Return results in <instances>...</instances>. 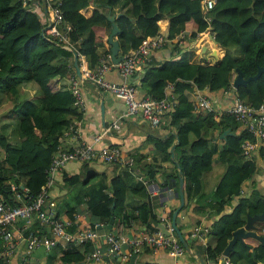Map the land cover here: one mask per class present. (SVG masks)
I'll use <instances>...</instances> for the list:
<instances>
[{
  "label": "trees",
  "instance_id": "trees-1",
  "mask_svg": "<svg viewBox=\"0 0 264 264\" xmlns=\"http://www.w3.org/2000/svg\"><path fill=\"white\" fill-rule=\"evenodd\" d=\"M58 1L62 18L70 26V41L82 56H79V65L83 60L84 67L93 71L106 53L99 54L98 46L112 28L107 13L108 9L113 12L115 7L121 12L116 18L121 56L137 48L147 37L158 34L165 21L169 38L184 30H191L193 36H197L209 29L216 43L227 49L224 57L213 65L191 63L186 53L179 60L151 65L142 78V85L154 99L164 96L167 82L175 85L178 105L170 114L175 134L163 141L156 140L155 145L157 151L166 153L167 160L171 157L169 148L176 145L175 160L181 166L186 190L197 185L204 173L212 169L215 155L226 165L210 205L212 213L218 215L210 230L216 239L201 251L206 264H222L219 260L223 259L233 232L246 224L248 215L263 212L264 192L254 184L250 195L242 196L243 183L251 180L256 171L255 162L247 159L241 148L249 135L243 131L227 136L222 146L214 142L218 140L215 130L223 125L222 120L237 121L227 113L217 122L213 113L195 112V91L232 89L237 69L244 78H249L264 67V0H216L209 13L210 23L205 19L204 0ZM44 27L39 15L21 0H0V91L6 92L19 120V139L9 140L0 129V194L11 203L14 200L10 183L23 182L33 197L41 192L47 182V169L53 155L65 143L66 132L70 127L75 129L83 118V111L75 105L68 87L69 77L75 72L73 53L42 35ZM231 47L239 53L230 51ZM30 83L37 86V92L32 95L28 90L27 96L21 97L22 89ZM235 94L255 108L264 107V72L257 80L235 89ZM149 169L150 176L154 177L157 168ZM68 180L78 183L79 177ZM127 189L122 174L111 180V190L103 200L107 223L115 217L116 209L124 208ZM142 189L141 186L133 191L137 193ZM237 196L240 197L232 211L225 212L226 206ZM136 210L139 214L127 215L123 223L141 219L150 232L158 229L149 219L150 216L159 221L150 200ZM143 211L147 216L142 215ZM171 215L173 212L172 218ZM96 224L99 222H92L91 227L99 228ZM254 230L264 235V221H256ZM116 233L123 234L121 226ZM250 247L254 251H250ZM55 250L62 264H72L85 260L94 246L91 242L81 245L70 242L58 244ZM227 259L230 264H264V244L252 237L237 241ZM0 264L9 262L0 257Z\"/></svg>",
  "mask_w": 264,
  "mask_h": 264
},
{
  "label": "crops",
  "instance_id": "crops-1",
  "mask_svg": "<svg viewBox=\"0 0 264 264\" xmlns=\"http://www.w3.org/2000/svg\"><path fill=\"white\" fill-rule=\"evenodd\" d=\"M30 6L31 8H35V12L39 15L43 25L46 26L43 17L49 19L50 6H48L45 0H31ZM109 12L116 16L121 15L118 7H115L113 12L112 9H108V15ZM164 23L161 31L165 33L167 23L166 21ZM187 31L193 32L191 30ZM109 33L105 36L102 44L98 46L99 54L111 51V46L107 42ZM204 37L200 45L180 50L177 58L175 50L169 45L153 51L151 65H159L165 60H179L186 53L191 63L202 65L215 64L224 57L227 49L219 46V44H215L206 35ZM114 39L118 40V37ZM73 47L77 51L74 45ZM230 51L238 52L235 47H231ZM105 78L114 83L132 82V79L123 77L116 68L109 70L105 74ZM81 81V92L85 101L83 118L77 123L75 132L66 136L65 143L61 147L70 149L86 143H93L95 137L101 136V139L95 143L97 148L119 145L122 147L125 156L134 157L135 164L131 168H126L117 164H104L100 162H69L57 174L47 195L55 201V212L61 219H72L74 214H79L82 228H92V222H99L97 226L99 228L97 229L99 230L100 237L92 245L94 249L98 248L104 254L103 261L83 260L72 264H115L112 260L115 256L109 251L104 237L106 232H109V229L104 226H107L111 218L114 217L112 216L107 223L103 208V200L111 190V180L115 176L122 174L128 186L125 206L124 208L115 210L116 213L111 232H116L118 226H121L123 233L128 236L142 235L150 232L146 229L145 224L141 222V219H132L129 223H123L127 215H133V212L138 215L139 210H136V208L148 200L152 204L153 213L159 220L157 221L149 216L153 226H155L154 221L160 223L162 216L171 218L170 214L180 205L178 168L174 166L175 164L171 157L170 160L166 159L165 152L157 151L155 141H163L168 136L175 134V128L170 125L169 115L163 117L158 127H152L140 116H127V106L123 101L111 93L98 88L90 79H83ZM28 90L33 95L37 92V86L34 83L28 84L26 89H22L21 97L23 94L27 96L25 93ZM197 92L209 97L214 102L217 111L223 115L233 106L237 97L234 88L221 89L214 92L210 90L195 91V97ZM146 95H148L146 87L140 84L137 87L138 98H143ZM12 106L13 104L7 98L6 92L0 91V129L9 140L13 138L19 139L17 132L19 120L15 117ZM222 116L216 118L217 122L221 120ZM222 121H224L223 125L217 127L215 130L218 140L214 141L221 146L223 145L222 140L227 136L239 135L244 131V126L241 123H235L233 120L230 123L225 120ZM114 122H120L121 128L119 130L112 128ZM227 129H230L229 135L223 139L220 138L221 134ZM174 143H177V140ZM172 146L169 148L170 153ZM251 160L256 164V171L251 180L243 183L242 196L250 195L254 184L259 191L264 192V141L258 143V147L254 151ZM149 167H152L153 170L157 168L154 177L150 176L148 172L150 170ZM225 171L226 165L219 160L218 155H215L212 169L204 173L197 185H191L189 190H186L185 184V204L178 213L177 225L188 243L200 256L205 245H203L202 241L192 236L191 230L196 225L211 227L218 219V215L212 213L210 205L214 202V192ZM77 176L79 177L78 183L68 180ZM141 186L144 188L142 191H138L137 193L133 191V189H139ZM239 197H234L231 200L230 204L226 206L225 212L229 213L232 211ZM142 215L145 217L147 213L143 211ZM105 223L106 225H104ZM35 228L36 224L33 222L30 225V229ZM70 231H78V226L73 225ZM257 233L262 235L259 232ZM215 239L213 233L210 232L204 236V241L207 245L212 244ZM56 246L52 247L51 250H46L44 247L29 250L26 243L21 244L19 253L9 261V264H20L21 257L27 258V264H62L59 259V253H56ZM250 251L253 250L250 249ZM122 254L123 257H120L123 264L130 262L134 253L129 247L124 246ZM201 257L203 258V256ZM135 264L200 263L188 253L182 257H174L166 251L153 254L149 249H146L137 254Z\"/></svg>",
  "mask_w": 264,
  "mask_h": 264
},
{
  "label": "built area",
  "instance_id": "built-area-1",
  "mask_svg": "<svg viewBox=\"0 0 264 264\" xmlns=\"http://www.w3.org/2000/svg\"><path fill=\"white\" fill-rule=\"evenodd\" d=\"M30 1L21 0L24 6L35 11V8H31ZM45 1L50 6V16L48 14V17L52 21V24L45 32V36H49L47 39H58L59 42L62 41L61 43L73 47V43L70 41L68 35L70 26L68 24L66 27L64 26V20L58 8L60 2L58 0ZM215 4L216 0H204L205 19L208 23L211 22L209 13ZM49 19L43 17L46 26L49 25ZM210 33L212 32L207 29L205 32L193 36V32L184 30L174 37L169 38L166 33L160 31L153 37H147L137 48L131 49L122 55L123 60L119 63L113 62L111 51H106L103 54L101 64L95 71L85 68L82 60L80 67L82 69L83 79H90L98 88L111 93L123 101L127 106V116H140L152 127H158L163 117L170 116L178 105V95L175 91L174 83L167 82L164 88V96L161 99H154L150 95L138 98L137 87L140 84L142 85V78L147 72V69L151 67L152 52L169 45L175 50V56L177 58L180 50L194 47L198 44L200 45L205 35L213 40L212 37L214 35ZM176 48L178 49L176 50ZM79 56L82 57L81 55ZM113 68L119 70L123 77L132 79V82L114 83L107 80L105 74ZM81 82V79L74 72L69 77L68 87L75 98V105L81 111H84L85 101L81 92ZM194 111L197 113H213L216 118L223 115L217 111L214 102L200 92H197L195 97ZM226 113L241 123L244 126V131L249 135V138L243 140L241 148L245 157L251 159L254 151L258 147V143L264 141V107L255 108L236 97L233 106ZM112 128L119 130L121 128L120 122H114ZM74 132L75 129L70 127L66 132V136ZM100 139L101 136H97L93 143H86L70 149L58 148L47 169V182L42 186L41 192L37 196H31L29 189L23 182L10 183V190L14 202H9L3 194H0V257L9 262L19 253V247L24 243H26L29 250H34L39 247L51 250L52 247L58 244L72 242L81 245L97 241L100 237L97 228H82L79 214H74L72 219H61L55 212V201L50 199L47 194L57 174L69 162H100L104 164H117L126 168H131L135 164L134 157L125 156L122 147L119 145L97 148L95 143ZM33 222H35L36 228L30 229V225ZM160 223L166 226L169 235L162 232L158 227L156 231L132 236H128L125 233L117 234L111 231L106 232L104 237L109 251L114 256L119 255L123 257L122 249L124 246H127L136 254L149 249L153 254L166 251L174 257L186 255L187 251L175 233L171 218L162 216ZM73 225L78 226V231H70ZM210 230L211 227L196 225L192 228L191 232L194 238L199 239L203 245L207 246L204 241V236ZM103 259L104 254L98 248H95L94 251L88 253L85 257L87 261L102 262ZM223 262L230 264L226 256H223V259L219 260V263ZM27 263V258L21 257L20 264Z\"/></svg>",
  "mask_w": 264,
  "mask_h": 264
},
{
  "label": "water",
  "instance_id": "water-1",
  "mask_svg": "<svg viewBox=\"0 0 264 264\" xmlns=\"http://www.w3.org/2000/svg\"><path fill=\"white\" fill-rule=\"evenodd\" d=\"M118 16H120V14L116 16V15L111 14V12H109V15L107 16L108 21L111 22V25H112L111 31L107 37V42L111 46L112 60L114 63H119L120 61L123 60V56L120 55L119 41L114 39L115 37H117V35L120 32V28L116 22V18H118ZM51 24H52V21L49 19V25L45 26L42 29V32H41L42 35L45 36L46 29H48V27ZM66 25H67V23L64 22L65 27H66ZM212 38H213V41L215 42V44H217L215 41V38L214 37H212ZM48 40L50 42H52V43H54V44H56V45H58V46H60V47H62V48L73 53L75 72L78 75V77L81 80H83L82 69L79 65V53L74 49V47L60 43V42H57L54 39L48 38ZM263 72H264V67H260L254 76H251L249 78H244L242 72L239 69H237L238 74H237L232 86L234 89H238L240 86H245L250 81L257 80L262 75ZM229 132H230V129L225 130L221 134L220 138H222V139L225 138L227 135H229ZM175 147H176V145L174 144L172 146V149H171V158L174 161V163L176 164L178 171H179L178 195L180 198V205L173 212L172 225H173V228L175 230L176 235L178 236L179 241L181 242L183 247L186 249L187 253L190 254L196 260H198V262L200 264H206L204 259L200 256V254L193 247H191V245L188 243V241L184 237L182 231L179 229V227L177 225L178 213L180 212V210L183 208V206L185 204V191H184L185 179L183 177L182 169H181L179 162L177 160H175V151H174ZM256 221H264V210L261 214H258V215H254V216L248 215L246 224L243 227H241V228H239L233 232L232 239L229 241L226 249L224 250V253H223L224 256H226V257L229 256L230 252L233 250L234 245L237 241L244 242V240L248 237L255 238L264 244V235H259L257 232L254 231V223ZM113 223H114V217H112L110 220V223L104 227H107L109 230H111L113 228ZM154 224L156 227L160 228L162 232L169 235V232L167 231L166 226L164 224L156 222V221H154ZM250 249H252L254 251L253 248L250 247ZM136 259H137V254L134 253L131 257L130 262L123 263V264H135ZM112 260L115 264H122L121 263V257L119 255H116L115 258H113ZM222 264H226V263L223 262Z\"/></svg>",
  "mask_w": 264,
  "mask_h": 264
},
{
  "label": "rangeland",
  "instance_id": "rangeland-1",
  "mask_svg": "<svg viewBox=\"0 0 264 264\" xmlns=\"http://www.w3.org/2000/svg\"><path fill=\"white\" fill-rule=\"evenodd\" d=\"M40 14V13H39ZM41 15V14H40ZM46 31H47V29H46ZM110 51V50H109ZM13 139H17V138H13Z\"/></svg>",
  "mask_w": 264,
  "mask_h": 264
}]
</instances>
